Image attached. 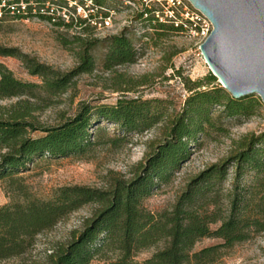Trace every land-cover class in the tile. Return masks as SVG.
I'll return each mask as SVG.
<instances>
[{
	"label": "trees",
	"instance_id": "16d2710c",
	"mask_svg": "<svg viewBox=\"0 0 264 264\" xmlns=\"http://www.w3.org/2000/svg\"><path fill=\"white\" fill-rule=\"evenodd\" d=\"M3 1L7 6L28 5L24 14L12 16L6 11L3 17H38L84 33L91 27L87 19L66 23L45 14V0H0V5ZM92 1L103 7L102 0ZM56 5L68 4L60 0ZM153 12L145 8L138 16H145L157 28L167 27ZM72 43L78 46L80 64L70 73H61L18 49L0 47V58L19 60L27 73L40 81H21L0 62V101L16 99L9 107L0 108V181L12 199L0 207V262L26 255L39 235L88 205L96 206L92 217L68 244L48 257L49 264H216L237 245L264 233V132L242 143L224 163L193 178L170 209L154 214L144 204L190 159L201 138L227 135L222 120L247 119L263 107L254 96L233 99L214 85L217 78L211 74L187 87L191 94L184 107L164 126L163 140L149 144L146 161L133 168L131 179L111 172L106 189L68 186L55 189L47 200L33 196L22 173L37 160L90 161L97 148L118 150L129 143L130 134L140 135L165 120L161 101L121 97L115 105L83 104L74 117L57 126L33 121L36 112L68 92L76 77L95 70L92 52L99 44L108 50L103 61L108 72L136 62L127 30L103 41L74 37ZM72 43L65 41V48L72 51ZM104 124L115 126L113 135ZM204 239L219 243L195 251ZM150 250L154 252L149 258L137 259Z\"/></svg>",
	"mask_w": 264,
	"mask_h": 264
},
{
	"label": "rangeland",
	"instance_id": "374dc122",
	"mask_svg": "<svg viewBox=\"0 0 264 264\" xmlns=\"http://www.w3.org/2000/svg\"><path fill=\"white\" fill-rule=\"evenodd\" d=\"M68 1L67 4H74L73 0ZM102 1L103 8L108 11L103 13L110 18V24L91 26L87 33L79 29L57 27L38 17L0 19V47L18 49L61 73H70L80 64L76 57L78 46L72 43L74 37L103 41L127 30V36L137 53L135 63L119 66L108 72L103 68L108 50L99 44L92 52L95 70L91 74L76 77L68 92L55 99L54 104L36 112L33 121L46 126H57L74 117L83 104L115 105L121 97L161 101L165 120L140 135L130 134L129 143L118 150L97 148L94 159L90 161L75 158L37 160L34 165L29 166L28 171L22 173V177L29 192L40 199H50L54 190L59 187L106 189L107 177L111 172L131 179L133 168L146 161L150 152L149 144L163 140L164 126L184 107L191 94L187 87L212 75L201 55L200 47L206 41L201 33L173 31L169 23H166L167 27L160 29L147 21L145 16L142 19L138 16L148 7L151 10L160 9L155 0ZM76 2L80 4L84 1ZM55 22L58 23L59 20ZM65 41L72 43L69 46L72 51L65 48ZM0 62L19 80L40 82L37 77L27 73L19 60L2 57ZM214 85L222 87L218 79ZM204 89L206 88L200 90ZM14 102L16 99L0 101V108L9 107ZM215 115H218L217 111ZM222 123L228 129L227 135L213 134L210 138H201L193 146L190 159L181 165L167 184L159 185L146 199L144 204L149 211L157 214L170 209L193 178L213 165L224 163L239 151L242 143L253 135L263 133L264 105L250 118L225 119ZM103 126L109 135H113L115 126ZM11 200L5 184L0 181V207ZM95 209L94 205L82 208L51 231L39 235L34 248L26 255L0 264H49L48 257L68 244L74 233L83 230L85 222L92 217ZM217 243V240L204 239L198 243L195 251ZM153 252L154 250H150L142 253L137 259L143 261ZM216 264H264V233L254 235L250 240L237 245Z\"/></svg>",
	"mask_w": 264,
	"mask_h": 264
},
{
	"label": "water",
	"instance_id": "95a60500",
	"mask_svg": "<svg viewBox=\"0 0 264 264\" xmlns=\"http://www.w3.org/2000/svg\"><path fill=\"white\" fill-rule=\"evenodd\" d=\"M212 23L201 55L233 99L264 105V0H188Z\"/></svg>",
	"mask_w": 264,
	"mask_h": 264
},
{
	"label": "built area",
	"instance_id": "2783aa9c",
	"mask_svg": "<svg viewBox=\"0 0 264 264\" xmlns=\"http://www.w3.org/2000/svg\"><path fill=\"white\" fill-rule=\"evenodd\" d=\"M54 1V2H53ZM45 0V14L55 15L64 22L69 23L78 18L87 19L91 26L97 24L109 26L110 18L105 8L96 5L92 0H83V4L65 6L56 5L60 0ZM66 2H69L66 0ZM160 9L154 10L153 14L161 23H169L174 28L181 31H195L201 33L207 39L213 31V25L210 20L199 10L195 9L188 0H155ZM149 8V7H148ZM28 5L21 2L7 6L5 1L0 5V19L3 18L4 12L9 11L10 15L24 14L27 12ZM49 11V12H47ZM36 13V10H33ZM58 13V15H57ZM104 14V15H103Z\"/></svg>",
	"mask_w": 264,
	"mask_h": 264
}]
</instances>
